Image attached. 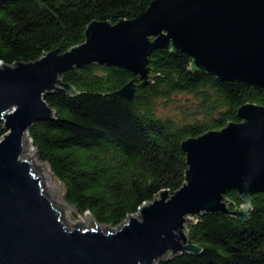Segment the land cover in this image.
<instances>
[{
    "label": "water",
    "instance_id": "water-1",
    "mask_svg": "<svg viewBox=\"0 0 264 264\" xmlns=\"http://www.w3.org/2000/svg\"><path fill=\"white\" fill-rule=\"evenodd\" d=\"M157 48L185 53L195 72L264 88V0H151L131 20L91 21L84 41L63 53L0 62V264H155L201 252L185 234L194 217L228 214L246 222L250 196L264 193V106L244 104L237 122L185 139L182 186L160 191L109 230L96 222L68 226L22 157L27 130L54 118L45 95L69 89L63 74L85 64L127 70L137 78L110 95L132 100L135 84L147 83ZM229 190L242 201L231 211Z\"/></svg>",
    "mask_w": 264,
    "mask_h": 264
},
{
    "label": "trees",
    "instance_id": "trees-1",
    "mask_svg": "<svg viewBox=\"0 0 264 264\" xmlns=\"http://www.w3.org/2000/svg\"><path fill=\"white\" fill-rule=\"evenodd\" d=\"M151 0H0V62H32L63 53L84 41L91 21L131 20ZM185 53L166 48L148 58L147 83L135 84L132 100L113 97L131 79L116 66L85 64L62 75L64 93L45 95L54 118L27 130L34 157L63 187L62 199L75 214L115 227L160 191L184 183L181 143L230 122L244 104L264 106V88L221 80L190 68ZM174 106L177 116L158 107ZM4 134L0 122V137ZM228 210L240 207L235 190ZM247 220L201 214L186 223L187 242L201 249L155 264H264V193L250 196Z\"/></svg>",
    "mask_w": 264,
    "mask_h": 264
},
{
    "label": "rangeland",
    "instance_id": "rangeland-1",
    "mask_svg": "<svg viewBox=\"0 0 264 264\" xmlns=\"http://www.w3.org/2000/svg\"><path fill=\"white\" fill-rule=\"evenodd\" d=\"M158 112L162 115H169V116H177L178 112L176 109H174V106H169L165 108L163 105H160L158 107ZM29 147L32 150L31 158L34 160L35 164L33 170L37 172L39 175V172L42 173V176H40L41 181L44 183V193L48 197V199L52 202V204L60 211L62 214V217L64 218V221L68 226H75L79 225L82 227H93L95 224V221L93 218L88 214L85 213L83 215H77L75 214L72 207H70L68 204H66L62 199V192L63 187L62 185L55 181L48 169V166L45 163L38 162L34 157V150L31 147L29 143ZM31 164V163H30ZM32 166V164H31ZM46 168V169H45ZM100 225V224H99ZM104 230H109L108 226L103 225L101 226Z\"/></svg>",
    "mask_w": 264,
    "mask_h": 264
},
{
    "label": "bare ground",
    "instance_id": "bare-ground-1",
    "mask_svg": "<svg viewBox=\"0 0 264 264\" xmlns=\"http://www.w3.org/2000/svg\"><path fill=\"white\" fill-rule=\"evenodd\" d=\"M31 154H32V150L29 147L28 138H27V136H24V139H23V152H22V157L27 158L28 162L32 164V167H34V165H36V164H35L34 160L31 158ZM39 175L42 176V173L39 172ZM41 184H42V188H44V183L42 181H41Z\"/></svg>",
    "mask_w": 264,
    "mask_h": 264
}]
</instances>
